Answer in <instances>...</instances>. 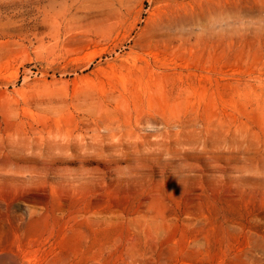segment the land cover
<instances>
[{
    "label": "rangeland",
    "instance_id": "rangeland-1",
    "mask_svg": "<svg viewBox=\"0 0 264 264\" xmlns=\"http://www.w3.org/2000/svg\"><path fill=\"white\" fill-rule=\"evenodd\" d=\"M0 264H264V0H0Z\"/></svg>",
    "mask_w": 264,
    "mask_h": 264
}]
</instances>
